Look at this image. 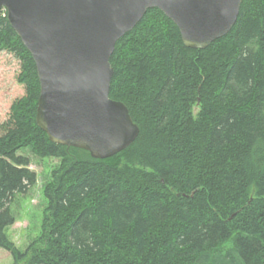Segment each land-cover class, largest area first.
Segmentation results:
<instances>
[{
    "label": "trees",
    "instance_id": "16d2710c",
    "mask_svg": "<svg viewBox=\"0 0 264 264\" xmlns=\"http://www.w3.org/2000/svg\"><path fill=\"white\" fill-rule=\"evenodd\" d=\"M4 50L26 89L0 124V248L15 264H264V0H242L231 31L203 49L147 10L110 59V97L139 133L105 159L38 126L36 64L0 10ZM25 148L60 164L41 234L20 250L7 231L36 182Z\"/></svg>",
    "mask_w": 264,
    "mask_h": 264
},
{
    "label": "water",
    "instance_id": "95a60500",
    "mask_svg": "<svg viewBox=\"0 0 264 264\" xmlns=\"http://www.w3.org/2000/svg\"><path fill=\"white\" fill-rule=\"evenodd\" d=\"M242 0H0L31 53L40 94L36 122L52 142L105 159L138 136L128 107L110 97L116 43L147 10L160 9L184 44L203 49L227 35Z\"/></svg>",
    "mask_w": 264,
    "mask_h": 264
},
{
    "label": "rangeland",
    "instance_id": "374dc122",
    "mask_svg": "<svg viewBox=\"0 0 264 264\" xmlns=\"http://www.w3.org/2000/svg\"><path fill=\"white\" fill-rule=\"evenodd\" d=\"M20 69V59L13 53L0 51V124L4 130L8 127L13 103L26 93L25 85L18 81ZM19 154L29 158V168L36 173V182L27 193L16 195L11 204L15 222L7 232L16 246L25 250L41 234L47 204L45 186L51 181L52 172L60 161L57 158L38 157L27 148L20 150ZM0 264H15L12 254L2 248Z\"/></svg>",
    "mask_w": 264,
    "mask_h": 264
}]
</instances>
